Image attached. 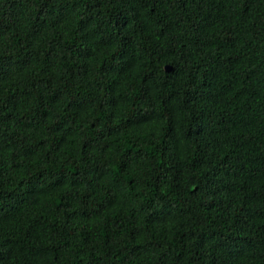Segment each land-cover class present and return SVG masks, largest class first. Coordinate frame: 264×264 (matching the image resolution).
<instances>
[{
	"label": "trees",
	"instance_id": "obj_1",
	"mask_svg": "<svg viewBox=\"0 0 264 264\" xmlns=\"http://www.w3.org/2000/svg\"><path fill=\"white\" fill-rule=\"evenodd\" d=\"M0 264H264V0H0Z\"/></svg>",
	"mask_w": 264,
	"mask_h": 264
}]
</instances>
